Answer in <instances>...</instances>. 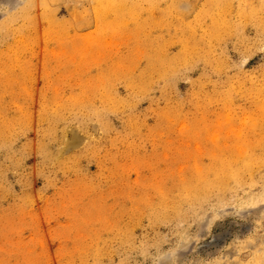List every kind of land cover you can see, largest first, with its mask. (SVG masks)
<instances>
[{"label": "rangeland", "instance_id": "1", "mask_svg": "<svg viewBox=\"0 0 264 264\" xmlns=\"http://www.w3.org/2000/svg\"><path fill=\"white\" fill-rule=\"evenodd\" d=\"M0 264H264V0H0Z\"/></svg>", "mask_w": 264, "mask_h": 264}]
</instances>
